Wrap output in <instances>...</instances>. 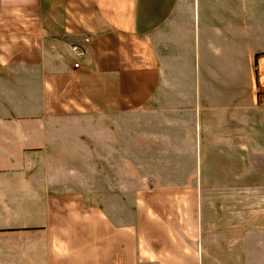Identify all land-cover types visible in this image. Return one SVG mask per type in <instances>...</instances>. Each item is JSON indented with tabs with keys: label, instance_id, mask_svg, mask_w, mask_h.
<instances>
[{
	"label": "crops",
	"instance_id": "obj_1",
	"mask_svg": "<svg viewBox=\"0 0 264 264\" xmlns=\"http://www.w3.org/2000/svg\"><path fill=\"white\" fill-rule=\"evenodd\" d=\"M262 95L264 0H0V264H264Z\"/></svg>",
	"mask_w": 264,
	"mask_h": 264
},
{
	"label": "rangeland",
	"instance_id": "obj_2",
	"mask_svg": "<svg viewBox=\"0 0 264 264\" xmlns=\"http://www.w3.org/2000/svg\"><path fill=\"white\" fill-rule=\"evenodd\" d=\"M126 167H127V168L130 167V165H127ZM94 198H96V197H94ZM124 198L127 200V199L130 198V197L124 196ZM104 202H105V201H104ZM104 205L106 206L105 203H104ZM257 206H259V203H257L255 207H257ZM256 224H257V223H256ZM256 224H254V225H256ZM254 225H253V226H254ZM252 231H253V241H254V239H260L259 227L254 226V227L252 228ZM259 241H260V240H259ZM257 247L259 248V245H257L256 243H254V245H253V253H256V254L258 253V254H259V249L256 251ZM236 264H238V263L236 262Z\"/></svg>",
	"mask_w": 264,
	"mask_h": 264
},
{
	"label": "built area",
	"instance_id": "obj_3",
	"mask_svg": "<svg viewBox=\"0 0 264 264\" xmlns=\"http://www.w3.org/2000/svg\"><path fill=\"white\" fill-rule=\"evenodd\" d=\"M73 50H74V52H75L77 55H79V56H82V55L84 54V50L81 49L79 46H74V47H73ZM78 65H79V64L77 63L76 66H78ZM260 104H261L262 106H264V95H262V96L260 97Z\"/></svg>",
	"mask_w": 264,
	"mask_h": 264
}]
</instances>
